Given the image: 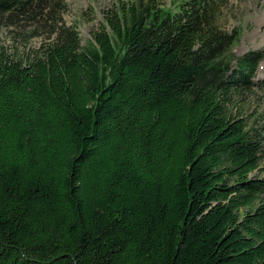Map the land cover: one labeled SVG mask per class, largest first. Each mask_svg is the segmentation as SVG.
<instances>
[{
    "label": "trees",
    "instance_id": "1",
    "mask_svg": "<svg viewBox=\"0 0 264 264\" xmlns=\"http://www.w3.org/2000/svg\"><path fill=\"white\" fill-rule=\"evenodd\" d=\"M226 1L116 0L82 42L65 0H0V264H264Z\"/></svg>",
    "mask_w": 264,
    "mask_h": 264
},
{
    "label": "rangeland",
    "instance_id": "2",
    "mask_svg": "<svg viewBox=\"0 0 264 264\" xmlns=\"http://www.w3.org/2000/svg\"><path fill=\"white\" fill-rule=\"evenodd\" d=\"M115 1L65 0L68 8L64 13V19L68 24L76 26L83 42L90 37L92 30L101 20L103 11L112 6ZM262 15H264V0H227L221 8L219 24L236 35V41L231 45L235 55L240 56L248 50L261 52L262 59L255 75L251 77L253 84L236 97L231 110L247 118L246 122L249 120V123L254 124L264 137V22L261 21ZM6 35L2 33L7 44Z\"/></svg>",
    "mask_w": 264,
    "mask_h": 264
},
{
    "label": "bare ground",
    "instance_id": "3",
    "mask_svg": "<svg viewBox=\"0 0 264 264\" xmlns=\"http://www.w3.org/2000/svg\"><path fill=\"white\" fill-rule=\"evenodd\" d=\"M261 21L264 22V15H262V17H261Z\"/></svg>",
    "mask_w": 264,
    "mask_h": 264
}]
</instances>
